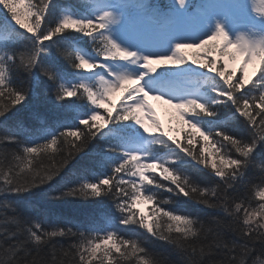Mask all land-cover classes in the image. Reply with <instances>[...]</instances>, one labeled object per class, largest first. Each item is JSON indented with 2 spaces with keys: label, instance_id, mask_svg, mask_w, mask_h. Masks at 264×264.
<instances>
[{
  "label": "snow or ice",
  "instance_id": "obj_1",
  "mask_svg": "<svg viewBox=\"0 0 264 264\" xmlns=\"http://www.w3.org/2000/svg\"><path fill=\"white\" fill-rule=\"evenodd\" d=\"M0 264H264V0H0Z\"/></svg>",
  "mask_w": 264,
  "mask_h": 264
},
{
  "label": "trees",
  "instance_id": "obj_2",
  "mask_svg": "<svg viewBox=\"0 0 264 264\" xmlns=\"http://www.w3.org/2000/svg\"><path fill=\"white\" fill-rule=\"evenodd\" d=\"M49 119L53 118L54 114L49 112L47 113ZM31 123V122H30ZM172 127H175V124H172ZM15 134V133H13ZM175 134V133H173ZM11 147V146H9ZM10 199H16V197H10ZM26 206L35 205L43 209L39 213V215H43L44 212L49 213V218L51 220H55L56 217L60 218H72V219H84L89 216L98 214L101 211L108 210L110 205L107 201L103 202H89L84 203L77 200H68L66 202L57 203V204H47L44 201V196L42 191H34L32 193H28L22 198H20ZM142 210L147 209L148 205L146 203L138 205ZM212 210L204 209L199 212V214L203 215L205 213H209ZM26 214L36 215L35 209H31L30 207H26ZM153 247L164 254H168L169 250L166 246L161 244H154ZM173 260L176 259V256L173 254L171 256Z\"/></svg>",
  "mask_w": 264,
  "mask_h": 264
},
{
  "label": "rangeland",
  "instance_id": "obj_3",
  "mask_svg": "<svg viewBox=\"0 0 264 264\" xmlns=\"http://www.w3.org/2000/svg\"><path fill=\"white\" fill-rule=\"evenodd\" d=\"M250 73H251V69H250ZM161 118L165 120V125L168 127V116L165 112L161 111ZM172 126V125H171Z\"/></svg>",
  "mask_w": 264,
  "mask_h": 264
}]
</instances>
